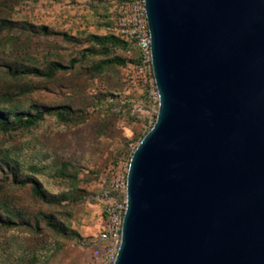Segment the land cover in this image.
Here are the masks:
<instances>
[{"label":"rangeland","instance_id":"1","mask_svg":"<svg viewBox=\"0 0 264 264\" xmlns=\"http://www.w3.org/2000/svg\"><path fill=\"white\" fill-rule=\"evenodd\" d=\"M131 0H0V264H100L160 98Z\"/></svg>","mask_w":264,"mask_h":264},{"label":"water","instance_id":"2","mask_svg":"<svg viewBox=\"0 0 264 264\" xmlns=\"http://www.w3.org/2000/svg\"><path fill=\"white\" fill-rule=\"evenodd\" d=\"M157 120L114 264H264V0H145Z\"/></svg>","mask_w":264,"mask_h":264},{"label":"built area","instance_id":"3","mask_svg":"<svg viewBox=\"0 0 264 264\" xmlns=\"http://www.w3.org/2000/svg\"><path fill=\"white\" fill-rule=\"evenodd\" d=\"M136 24L139 45L152 62L150 30L146 14L145 0H131ZM127 183V182H126ZM126 200L124 204L114 208L109 220L98 236L99 245L94 249V257L100 264H114L121 245L123 220L127 208V185H125Z\"/></svg>","mask_w":264,"mask_h":264}]
</instances>
